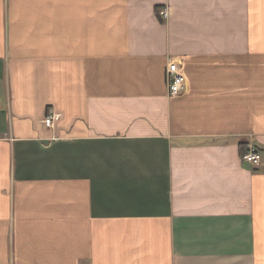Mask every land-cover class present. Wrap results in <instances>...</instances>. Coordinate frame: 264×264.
I'll use <instances>...</instances> for the list:
<instances>
[{
  "label": "crops",
  "instance_id": "crops-1",
  "mask_svg": "<svg viewBox=\"0 0 264 264\" xmlns=\"http://www.w3.org/2000/svg\"><path fill=\"white\" fill-rule=\"evenodd\" d=\"M0 264H264V0H0Z\"/></svg>",
  "mask_w": 264,
  "mask_h": 264
},
{
  "label": "built area",
  "instance_id": "built-area-1",
  "mask_svg": "<svg viewBox=\"0 0 264 264\" xmlns=\"http://www.w3.org/2000/svg\"><path fill=\"white\" fill-rule=\"evenodd\" d=\"M158 14L162 20L167 19L169 15L168 8H161ZM165 78L170 97L179 96L185 90V79L181 73V68L171 59L168 60L165 68ZM58 119L59 115L57 113L50 112L44 116L43 124L46 127H53ZM240 158L243 163L249 164L255 168L259 167L261 162V155L253 144L246 146L245 151L241 154Z\"/></svg>",
  "mask_w": 264,
  "mask_h": 264
},
{
  "label": "trees",
  "instance_id": "trees-1",
  "mask_svg": "<svg viewBox=\"0 0 264 264\" xmlns=\"http://www.w3.org/2000/svg\"><path fill=\"white\" fill-rule=\"evenodd\" d=\"M245 148H246V145H243V144L240 145V154H242L245 151Z\"/></svg>",
  "mask_w": 264,
  "mask_h": 264
}]
</instances>
